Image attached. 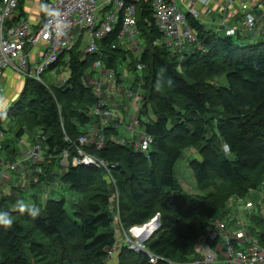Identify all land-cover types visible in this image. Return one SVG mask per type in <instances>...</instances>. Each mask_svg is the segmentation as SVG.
<instances>
[{
    "label": "trees",
    "instance_id": "obj_1",
    "mask_svg": "<svg viewBox=\"0 0 264 264\" xmlns=\"http://www.w3.org/2000/svg\"><path fill=\"white\" fill-rule=\"evenodd\" d=\"M150 1L136 7L142 47L138 58L119 44V25L97 43L104 67L114 71L119 83L125 69L131 89H140L143 95L139 128L152 138L145 153L136 151L133 142L118 141L119 119L102 124L92 116L100 98L88 86L85 72L99 56H84L80 41L49 68L68 70L61 85L26 79L19 101L0 115V130L8 131L19 117L27 127L15 137L27 135L44 151L42 173L34 185L58 179L79 196L71 207L73 220L64 200L41 202L42 190L30 194L34 191L30 175L35 176L30 171L26 188H13L14 201L0 198V212L13 220L11 227L0 226V264H107V251L113 247L118 264H151L145 254L124 244L119 247L112 226L126 231L156 213L161 215L160 228L145 241L146 247L158 258L155 264H183L198 258L203 245L215 248L221 241L210 239L208 233L216 228V220L231 216L230 198L264 191V42L237 45L233 38L245 42L249 34L218 37L216 31L188 18L198 43L179 59L163 45ZM138 64L143 66L141 74L136 72ZM220 76L226 87L209 83ZM93 127L104 139L99 150L77 142ZM225 144L233 160L226 157ZM190 148L198 156L188 164L199 196L183 195L175 175V164ZM3 151L13 158L5 163L17 161L15 148L4 143ZM78 151L114 167L107 175L102 167L74 166ZM65 152L67 166H62ZM28 166L32 170L30 162ZM26 196L33 200L37 215L20 210L19 200ZM248 224L249 236L264 247V219L252 218V225L248 219Z\"/></svg>",
    "mask_w": 264,
    "mask_h": 264
},
{
    "label": "built area",
    "instance_id": "obj_2",
    "mask_svg": "<svg viewBox=\"0 0 264 264\" xmlns=\"http://www.w3.org/2000/svg\"><path fill=\"white\" fill-rule=\"evenodd\" d=\"M19 1H0V73L11 69L22 76L25 81L31 79L43 83L41 75L46 68L54 65L61 54L71 51L76 42L80 41V50L84 56L89 54L99 56L85 72L88 86L92 87L96 96L100 98V102L91 112L92 116L97 117L102 124L113 122L115 116L112 111L108 108L104 109L109 102V94L103 88L114 83L116 78L112 69L104 67L102 62L104 54L98 50L97 43L119 25L117 36L119 44L138 58L142 47L137 28L136 5L140 1L147 2L148 0H42V17L35 27L18 12ZM177 1L183 8L177 4L176 0H151L150 6L154 26L163 36V45L178 54V58H182V53L189 52L191 46L198 43L196 34L188 23V18L199 20L198 6H208L213 0ZM235 1L222 0L220 9L226 12ZM238 11L240 13L239 29L226 27L225 23L219 26L225 36L232 37L237 33L241 36L242 33L255 28L257 19L252 14L251 0H241ZM18 17L21 20L16 22ZM142 70L143 66L138 64L136 72L141 74ZM140 86L139 83L138 88ZM139 90L125 92L127 99L131 98V104H136L137 100L142 98ZM2 91L3 88L0 87V92ZM118 91L122 94L123 88ZM111 98L118 100L117 96H111ZM126 119L128 122L126 129L132 132L138 126L136 122L140 119L139 114L128 115ZM98 132V128L93 127L88 135L80 136L78 138L80 145L93 144L97 150L101 149L104 139L97 135ZM3 137L4 133L0 130V141ZM139 138L140 141L134 149L145 153L152 143V138L143 133H140ZM24 148V144L19 142L20 150L17 161L7 164L2 157L0 142V168L5 167V170L15 171L19 170L22 162H30L32 173L35 175L33 178H37L42 173L40 165L44 162L41 147L39 143H33ZM67 156L65 152L60 165L67 166ZM72 165L102 167L107 171V175H109V167H114L82 151H78L77 156L72 159ZM15 185L21 187L25 184L19 179ZM236 202V206L242 203L245 207L249 205L240 198ZM236 209L240 214L236 227L227 228L223 222L216 220V228L210 230L208 235L210 239L218 237L221 241L216 244L215 248L203 245L199 250L198 258L183 264H264V247L258 244L257 239L249 236L244 227L243 211H240L238 207ZM116 217L117 215L115 219ZM145 241L125 236L124 245L134 253L145 254L149 262L155 264L158 258L149 251ZM121 246L119 244V247ZM115 253V247L108 250L107 261L113 260Z\"/></svg>",
    "mask_w": 264,
    "mask_h": 264
},
{
    "label": "rangeland",
    "instance_id": "obj_3",
    "mask_svg": "<svg viewBox=\"0 0 264 264\" xmlns=\"http://www.w3.org/2000/svg\"><path fill=\"white\" fill-rule=\"evenodd\" d=\"M23 1L24 0H20V3L21 2L23 3ZM176 2L178 5H180L181 8H183L179 1L176 0ZM136 7H137V5H136ZM200 15H202V14L200 13ZM24 17H26V14ZM205 18L207 19V22H204V19L202 16L199 17L198 21L200 22V24L208 26L209 29H212V30L216 31L217 33H219L218 37H222V34H224V32H223V30L219 29V26L220 25L223 26V24L225 23L224 21L220 22V24L218 25V28H216V26H212V25H208V24L210 22L215 21L216 19H223V15L221 13H219L218 11L209 10L207 12ZM226 27H228V26H226ZM239 28H240V21L238 20L236 29H239ZM247 33L249 34V38H247V40L245 42H240L241 40H237V39L233 38L234 44H237V45H246V44L254 45V44H257L258 42H264V17L261 19V21L259 23L258 30L254 29L253 31H247ZM247 33L246 32L242 33V35H243L242 38H246L245 35ZM236 35H239V33H237ZM232 37H235V36H232ZM121 47L124 48V46H122V45H121ZM179 59H182V58L179 57ZM126 74H127V71H125V69H124V71L121 74V79H120V73H119V79L121 80L120 83L115 79L114 83L106 85V87L103 88V90L104 91L107 90L106 93L109 94V97H108L109 102H107V106L104 107V109L105 108L110 109L112 111V114L115 116V120L119 119V137L120 138L118 141L121 142L122 144L126 143V142H128V143L133 142L132 144L135 148L137 143L140 141L139 135H140V133H142V130H140V128H139L140 119L136 122L138 125L137 128L133 131L131 130L132 132H130L126 129V125L128 123L126 118L128 115L139 113V109L141 107L143 95L141 94L142 98L138 99L136 104H131V98L129 97V99H127V94L125 92L129 91V90L131 91L133 89H131L132 85H130L124 81L128 75V74L127 75ZM68 75H69L68 70L64 69L63 67H60V68L55 69V70H49V68H46V70L41 75V80L45 84L58 86V85H61L65 79H67ZM209 83L216 86V87H226V81H225L224 76L213 78L212 80L209 81ZM24 86H25V84L23 81L21 88L16 89L14 92H9L6 87H2L3 91L0 92V99H1L0 100V107H1L0 108V115H4V113L11 107V105L13 103L19 101V97L24 90ZM119 86H121L123 88L122 94H120L118 91V89H122ZM133 91H137V90H133ZM106 93H104V94H106ZM111 96H117L118 100L111 98ZM103 97H105V96L103 95ZM2 124H3V122H2ZM26 127H27V123L24 120L20 119L19 117L16 119H13V121H11V123L8 126V131H6L4 133L1 130L4 133V137L0 141L1 147L3 148V144L7 143L8 145L12 146L13 148L15 147V149H18L17 151H19L20 150L19 145L17 144L18 141H17L15 136L20 131L21 128L26 129ZM34 135H35V133L32 134V136H34ZM4 140H5V142H4ZM19 140L22 144H24L25 148L28 147L29 138L27 135L21 136L19 138ZM77 142H78V144H80L78 140H77ZM223 151H224V149H223ZM224 153H225L226 157L230 160H233L235 158V156L232 155L231 153H229L228 151L227 152L224 151ZM18 156H19V152H18ZM42 156L44 157V151L43 150H42ZM197 157L198 156H197L196 150L190 148V149H187L182 154L181 158L175 164L174 169H175V175H176L177 181L179 182V184L181 186L182 194L186 195V196L202 195V193L199 192L196 188L195 181H194V178L192 175V171H191L189 164H188V162L190 160L196 159ZM54 172H56L57 174L59 173L57 167L54 168ZM33 177L34 176L31 175V178L33 179V186L31 187V185H30V187L33 188L34 191L33 192L31 191L30 194L42 190L41 191L42 193L39 194V198H41V202H43L47 198H53L57 201L64 200L65 209L67 211V214L73 220H76L74 218L73 211H72L71 207L73 205L77 204L79 196H77L72 191H70L68 189V186L66 184L62 183L61 181H59L58 179L55 180V182H53V183H45V182L40 183L36 187L35 185L38 184V179L33 178ZM51 192H53V195L51 194ZM237 199H238V197H232L228 201V204H229L230 208L232 210H234V213L232 214V212H231L230 217H222V218L218 219L219 221L223 222L227 228L236 227V224H237L239 217H240V214L237 211L236 207H238L240 209V211H243L244 219H245L244 220V227L246 230L248 229L247 227L249 225L248 219H249L250 224L252 222V218L264 219V191L261 188H259L258 190L249 191L248 195L245 198H240V199H243L246 204L247 203L249 204L248 206L246 205V207H245L244 203L240 204L239 206H236L237 205V202H236ZM19 202H20L19 205L23 204V205H27L29 208L33 207V200L31 198H29L28 196H26L24 199H20ZM160 222H161V215H160V213H156L145 224H142L141 226L131 227L126 231H123V229L120 227L118 228L116 226V224L114 223L112 226V231L115 234V237H116L118 244L122 245V244H124L125 236L127 238L132 236L133 238L139 239L140 236H142L141 234H143V235H146V237H149L150 235H152V233H149V231L146 230L147 227H149V229L150 228L151 229L156 228V230H158L160 228ZM156 223L158 224L157 227H155ZM124 232H125V236H124ZM209 232H210V230H209ZM147 233H149V234H147ZM113 260H115V261H112V260L107 261V264H118L117 259H113Z\"/></svg>",
    "mask_w": 264,
    "mask_h": 264
},
{
    "label": "crops",
    "instance_id": "obj_4",
    "mask_svg": "<svg viewBox=\"0 0 264 264\" xmlns=\"http://www.w3.org/2000/svg\"><path fill=\"white\" fill-rule=\"evenodd\" d=\"M240 4H241V0H236L235 3L232 6H229L227 11L224 12L220 10V6H222V0H215V1L213 0L212 2L208 4V6H198V9L200 13L202 14L200 15V17L201 16L203 17L204 22H207V19L205 18V16L209 10L218 11L219 13L223 15V19H216L215 21L210 22L208 25L216 26V28H218V25L220 24V22L224 21L226 26L236 28L238 18L240 17V13L238 11ZM41 7H42V0H24L20 6V9H18V12L22 14L21 16L24 19L30 21V23L34 25L35 27L40 22V19L42 17ZM251 10H252V14L257 19V24H256L257 27H255V29L258 30L259 23L261 19L264 17V0H251ZM25 14H26V17H24ZM248 38H249V35H248ZM123 71L124 70H122V72ZM129 77L130 76L127 75V78L124 80L128 84H130ZM23 81L25 84V79L22 78V76H19L18 74H16V72L14 73V71L11 69H6L0 73V87H6L9 92H14L16 89L21 88ZM17 141H18L17 144L19 145L20 140L17 139ZM32 144L33 142L29 139V146ZM6 152L7 154L3 151V148H2V153L4 155V156L2 155L3 159H5L6 162L10 163L11 161L10 158H12L11 154L8 151ZM30 171L32 173V170L29 168L27 162H22L19 165V170H15V171L5 170V167L0 168V179H1L0 198L8 197L12 201H14V197H16L15 196L16 194H14L15 191L13 188L16 187L15 185L16 181L21 179L22 182L26 185V182H27L26 177ZM21 187L26 188L24 186H21ZM51 194H53V192H51ZM231 211L233 214L234 210H231ZM146 230H148L149 233L153 232V229L150 230L149 227ZM141 235H142L140 236L141 240H145L146 238L149 239L151 236L150 235L149 237H146V235H143V234ZM112 261H115V260H112Z\"/></svg>",
    "mask_w": 264,
    "mask_h": 264
},
{
    "label": "clouds",
    "instance_id": "obj_5",
    "mask_svg": "<svg viewBox=\"0 0 264 264\" xmlns=\"http://www.w3.org/2000/svg\"><path fill=\"white\" fill-rule=\"evenodd\" d=\"M25 87H26V82H25ZM223 147H224L225 152L229 151V145L228 144H225ZM20 210L21 211L28 210L31 215H33V216L37 215V212L33 211L32 208H29L27 205H23V204L20 205ZM12 224H13V220L10 218L9 214L7 212H0V226L8 228V227H11Z\"/></svg>",
    "mask_w": 264,
    "mask_h": 264
},
{
    "label": "water",
    "instance_id": "obj_6",
    "mask_svg": "<svg viewBox=\"0 0 264 264\" xmlns=\"http://www.w3.org/2000/svg\"><path fill=\"white\" fill-rule=\"evenodd\" d=\"M24 87H25V86H24ZM24 91H25V88H24L23 92H24ZM157 225H158V224L156 223V224H155V227H157ZM134 229H135V228H134ZM155 231H156V228H155V229L153 228V232H152V234H153ZM145 240H147V239H145Z\"/></svg>",
    "mask_w": 264,
    "mask_h": 264
},
{
    "label": "bare ground",
    "instance_id": "obj_7",
    "mask_svg": "<svg viewBox=\"0 0 264 264\" xmlns=\"http://www.w3.org/2000/svg\"><path fill=\"white\" fill-rule=\"evenodd\" d=\"M21 20V18L20 17H18L17 19H16V22H19ZM148 228V227H147ZM151 229V228H150ZM116 249V248H115ZM115 256H116V254H115ZM115 256H114V259H115Z\"/></svg>",
    "mask_w": 264,
    "mask_h": 264
}]
</instances>
